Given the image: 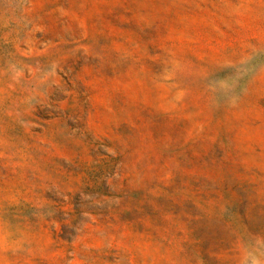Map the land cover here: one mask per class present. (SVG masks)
<instances>
[{"label":"rangeland","instance_id":"1","mask_svg":"<svg viewBox=\"0 0 264 264\" xmlns=\"http://www.w3.org/2000/svg\"><path fill=\"white\" fill-rule=\"evenodd\" d=\"M0 264H264V0H0Z\"/></svg>","mask_w":264,"mask_h":264}]
</instances>
